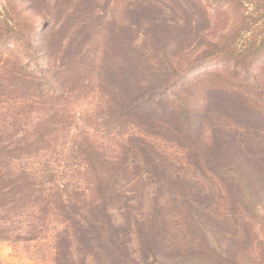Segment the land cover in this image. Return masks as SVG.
<instances>
[{
    "label": "trees",
    "instance_id": "trees-1",
    "mask_svg": "<svg viewBox=\"0 0 264 264\" xmlns=\"http://www.w3.org/2000/svg\"><path fill=\"white\" fill-rule=\"evenodd\" d=\"M9 1L12 3L5 0V16L18 11L26 24L16 29L0 14V60L4 65L0 68V96L10 99L14 110L0 119V212H4L0 241H34L55 221L76 233L79 253L92 251L99 262L120 264L114 240L109 241L111 249L103 245L104 230L97 225L104 224L100 218L105 215L93 196L102 198L118 180L129 186L141 179L137 153L143 154L145 142L129 130L162 127L182 137L184 146L191 144L185 148L191 157L196 158L192 149L204 146L206 164L195 162L197 170L218 180L231 204L255 223L260 236L254 235L253 241V228L245 231V248L232 251L215 220L186 201L189 223L204 242L201 252L169 254L155 240L144 239L142 263L264 264V165L255 162L251 151L233 147L215 132L211 145L201 142L205 115L214 105L208 100L210 93L224 91L231 107L239 99L235 107L239 115L256 123L264 121V109L254 107L248 97L252 89L259 98L264 83V0H212L213 10L221 9L233 24L190 49L179 47L172 55L154 37L149 40L157 46L152 51L120 39L118 48L125 63L119 69L120 79L98 69L100 78L115 88L111 96L119 98L117 103L112 101L109 113L118 120L114 126L120 134L110 126V133L101 131L100 119L89 114L83 126L77 127L79 131L72 133L78 119L76 102L89 90L92 74L77 57L79 52L65 51L67 55L61 58V48L55 51L50 42L37 43L38 23L26 10L20 12L19 1ZM260 57L255 65L252 60ZM197 68L202 69L191 76ZM221 72L238 79L243 92L225 91ZM116 109L121 113H114ZM39 113L41 119L33 123L32 117ZM145 161L152 164L150 159ZM125 188V193L130 191ZM29 210L24 233L9 227ZM63 240H69L68 233ZM248 249L252 254L245 263L241 252Z\"/></svg>",
    "mask_w": 264,
    "mask_h": 264
},
{
    "label": "rangeland",
    "instance_id": "rangeland-1",
    "mask_svg": "<svg viewBox=\"0 0 264 264\" xmlns=\"http://www.w3.org/2000/svg\"><path fill=\"white\" fill-rule=\"evenodd\" d=\"M17 1L20 12L26 10L35 19V23H38L35 38L37 43L50 42L55 51L61 48V58L67 55L65 51L79 52L76 53L77 57L92 74L89 90L76 102L78 119L72 129L73 134L79 131L77 127L83 126L86 114L100 119L98 128L101 131L110 133V126L113 131L121 133L119 127L114 126L118 120L113 115L110 117L109 113V107L114 105L112 101L117 103L119 98L111 96L115 88L104 78H100L98 72L99 68L106 69L120 79L119 69L125 66L118 48L120 39L124 43L128 41L152 51L151 47L157 46L149 40L154 37L157 44L165 45L172 55L179 47L184 51L190 49L207 37L226 31L233 24L229 15L221 12V9L213 10L212 0ZM6 3L5 0H0V14L6 19L4 21L21 29L26 24V18L19 15L18 11L17 15L10 11L5 16ZM261 59L255 58L252 62L257 65ZM3 66V61L0 60V68ZM201 69H195L191 76ZM221 76L224 80L221 87L225 91L243 92L238 79L223 72ZM248 92L254 107L263 110L264 83L261 85L259 98L254 90L250 89ZM224 94V91L207 94L210 104L213 102L214 105L212 112L205 115L201 142L211 145L215 132L233 147L251 151L255 162L264 165V121L256 123L247 117L243 118L235 111L240 103L239 99L236 98L238 103L231 107ZM201 97L207 100L203 91ZM114 111L116 114L121 113L118 109ZM12 112L11 100L0 96V119ZM41 114L32 117L33 123H38ZM129 132L141 136L145 142L143 154L137 153L139 166L143 170L138 174L140 181L137 179L135 184L127 186L126 181L118 180L113 185V193L105 191L102 198L96 194L93 196L98 201L96 207L101 208L105 215L103 219L100 218L104 224L97 225L104 230L103 245L111 249L109 241L114 240L120 251V264H131L132 261L143 264L141 246L144 239L155 240L157 246L169 254L200 253L204 242L201 241L200 233L189 223L186 201L215 220L218 231L231 242L232 251L245 248V231L252 232L253 228V241L254 235H259L255 223H250L243 216L242 210H236L229 194L218 180L212 179L207 173L202 176L197 170L195 162L205 165L207 160L202 153L203 145L199 150L192 149L196 153L194 158L185 149L190 148L191 144L184 146L182 137L163 130L162 127L151 130L138 126L132 127ZM146 159H150L152 164L147 165ZM124 187L130 191L125 193ZM31 211L19 217L9 227L18 233H24ZM2 216L3 211L0 212V217ZM84 228L90 230L86 225ZM43 233L34 241H0V264H108L94 259L92 251L86 254L80 250L79 253L76 233L66 224L50 221ZM66 233L69 240L64 241ZM68 245L71 247H67ZM92 245L96 247V244ZM250 254L252 252L249 249L241 252L245 263L249 262L247 259Z\"/></svg>",
    "mask_w": 264,
    "mask_h": 264
}]
</instances>
